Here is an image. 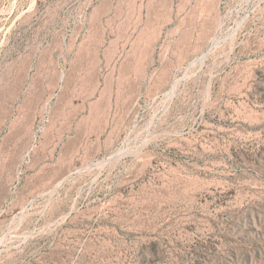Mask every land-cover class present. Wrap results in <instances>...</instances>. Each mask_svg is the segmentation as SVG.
<instances>
[{"label":"rangeland","instance_id":"374dc122","mask_svg":"<svg viewBox=\"0 0 264 264\" xmlns=\"http://www.w3.org/2000/svg\"><path fill=\"white\" fill-rule=\"evenodd\" d=\"M0 264H264V0H0Z\"/></svg>","mask_w":264,"mask_h":264}]
</instances>
